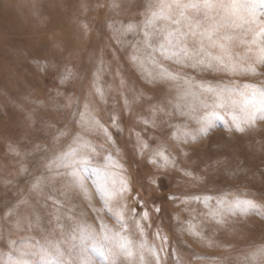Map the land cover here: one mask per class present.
Listing matches in <instances>:
<instances>
[{
	"label": "rangeland",
	"instance_id": "1",
	"mask_svg": "<svg viewBox=\"0 0 264 264\" xmlns=\"http://www.w3.org/2000/svg\"><path fill=\"white\" fill-rule=\"evenodd\" d=\"M176 2L0 0V264H264V16Z\"/></svg>",
	"mask_w": 264,
	"mask_h": 264
},
{
	"label": "snow or ice",
	"instance_id": "2",
	"mask_svg": "<svg viewBox=\"0 0 264 264\" xmlns=\"http://www.w3.org/2000/svg\"><path fill=\"white\" fill-rule=\"evenodd\" d=\"M194 10L193 13L186 14V10ZM219 9L225 18L232 21L233 18L243 21L246 25H251L255 20L256 16H264V0H188L187 3H179V0L176 2V15L164 17L163 12L159 13L160 18H166L172 20L173 24L183 25L187 24L189 28L192 27H201L200 21L197 20L195 25L192 24V19L195 18L196 13L207 12L208 10ZM153 18H157L158 14L153 13ZM149 23H152L150 20ZM131 28V26H129ZM194 33H185L181 30L180 27L175 29L174 35L176 39V47L181 48L185 54H188L187 48L183 47V42L187 35H193ZM207 33H201L205 35ZM147 35V33H145ZM224 39H230V37H224ZM171 43V41H170ZM251 43L255 44L256 40L254 39ZM221 48H224L225 45H219ZM164 46H161L163 50ZM259 51V60L264 62V46L258 49ZM201 50H196L192 53L193 58L200 57ZM175 55V53H173ZM219 59V58H216ZM203 62V60H199ZM208 92L215 94V101L213 104L208 105L210 108H227L229 104L225 103L224 93L226 89L217 90L211 87H208ZM235 94L237 98L231 96L227 97L230 101V106L232 108H239L240 111L230 112L231 120L234 122L237 131H244V127L241 124H252L256 119H264V88H257L253 85H245L244 89H235ZM212 118L223 119L224 116L212 111L211 114L204 118L203 125L200 129L201 132H204L207 127L211 125ZM233 207L240 212H249L257 211L259 212L260 206L255 204V202L245 199L237 198L234 201L230 202ZM87 264V262H85Z\"/></svg>",
	"mask_w": 264,
	"mask_h": 264
}]
</instances>
